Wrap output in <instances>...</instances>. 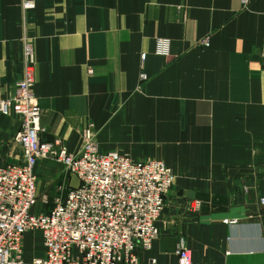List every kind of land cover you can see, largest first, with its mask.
Instances as JSON below:
<instances>
[{"label":"crops","instance_id":"crops-1","mask_svg":"<svg viewBox=\"0 0 264 264\" xmlns=\"http://www.w3.org/2000/svg\"><path fill=\"white\" fill-rule=\"evenodd\" d=\"M36 2L0 0V91L21 79L31 42L43 140L77 154L94 123L101 153L173 170L160 237L140 264H177L180 244L201 264H264V0ZM18 122L0 116L1 145ZM39 168L57 177L53 203L78 185L54 164Z\"/></svg>","mask_w":264,"mask_h":264},{"label":"built area","instance_id":"built-area-1","mask_svg":"<svg viewBox=\"0 0 264 264\" xmlns=\"http://www.w3.org/2000/svg\"><path fill=\"white\" fill-rule=\"evenodd\" d=\"M26 1L24 10L35 9L32 0ZM24 47V60H33V44ZM23 78L16 91L0 92V116L20 120L15 141L24 158L23 163L0 161V264H22L24 238L35 230L42 236L43 257L33 264H140L139 253L150 251L159 238L157 223L175 183L174 172L161 162L101 153L88 139L77 154L59 142H43L29 69ZM47 160L60 163L78 185L69 187L50 213L38 215L33 213L38 204L35 170ZM176 255L177 264H201L182 244Z\"/></svg>","mask_w":264,"mask_h":264},{"label":"rangeland","instance_id":"rangeland-1","mask_svg":"<svg viewBox=\"0 0 264 264\" xmlns=\"http://www.w3.org/2000/svg\"><path fill=\"white\" fill-rule=\"evenodd\" d=\"M25 2H27V1L26 0H20L21 7L23 6V3H25ZM29 3H31L30 0H29ZM32 4L33 5L35 4V8L37 7L36 0H32ZM158 42L161 43V45H162L161 47H163V48H164L165 44L167 45L166 46L167 48L165 50L163 49L162 51H160L159 54H163L165 56H168L169 55L170 42L166 41V40H163V39H159ZM204 44L208 45V42L205 41ZM34 54H35V50H34ZM24 58H25V47H23V61H22L23 62L22 63L23 64V73H22V77H21V79L18 82L15 83V85L13 87V91L14 90L16 91L18 85L24 81L23 77H24L25 69H29L31 71V74H32V81H31L30 84H33V86H34L33 87V92H34V95H35V86H36V82H37V77H36L37 76L36 55L34 56L33 60L26 61V60H24ZM145 59H146V54H144L143 57H142L143 62H144ZM88 73L90 75H93V73H94L93 69L92 68H88ZM140 78H141V83H143V84H146L149 81L148 75L146 73H144V72L141 73ZM0 92L2 94H4V92H2V91H0ZM34 98H35V101H36L35 107H36V110L38 111V120L37 121H39L40 129L42 131L41 134H40L41 140L43 142H45V143H51V144H54L55 142H59L62 145V147H67L66 143L64 141H61V140L54 141V142H48V141H45V140L42 139V134L45 132V128H44V125H43V117L45 115V112L40 107V105H39V103H38V101L36 99V95H35ZM26 118L29 119V120H32L33 116L30 117V115H27ZM17 120L20 121L19 119H17ZM18 123H20V122H18ZM19 125L21 127V124H19ZM17 134L14 137L10 138L9 141H7L6 143H3L2 145L0 144L1 145L0 146V161H1L2 164H6V163H23V159H24L23 155H22L23 149H22L21 146H19V144H16V141H15V138H16ZM82 135H83V137L85 136L84 137V142L85 143H86L85 139H88L89 143L91 145H93L94 147H97L99 149L98 142H97L98 133H97V130L95 128L94 123H88V125H85L83 127V129H82ZM123 156H127V155H123ZM128 157H130V156H128ZM148 161L161 162V163H164L167 167H169L161 158L150 159V160L142 161V162H148ZM42 162L43 163H49L52 166L54 164L55 166L59 167V169H61L63 172H62V174L55 173L58 176L62 175V177L63 176L74 177L70 172L66 171L64 169V167L60 163H58L55 160H47V161H42ZM39 165H40V163H39ZM39 165H38V167L35 170V172H36V174L38 176L37 177L38 178V185H37L38 204H37V206L35 207V209L33 211L34 214H38V215L39 214H48L53 209L55 203H53V201H51V199L49 198L50 196L48 194H50L51 192H54V190L57 188V185H58L57 177H55V180H54V175H51V173H52L51 170L50 171L49 170H45L47 178L43 177V175H45V173H41ZM56 169H58V168H56ZM52 174H54V173H52ZM259 203H260L261 206H263V197H261L259 199ZM196 204L198 205V207L201 206V204L199 202H197ZM37 209L39 210L38 212H36ZM159 221H158V223H159ZM158 223H157V227H158ZM35 234H36V241L33 243V246L29 247L27 245V243H26V239H28L29 243H32V241L34 240ZM39 235H40V232L35 230V231H32V232L28 233L25 236L24 241H23L24 252H23V257L21 258L22 259V264H33V261L35 259H39V258L43 257V254L40 251L41 240L39 239ZM159 237H160V235H159ZM139 260H140V255H139ZM154 261L157 262L156 260H154Z\"/></svg>","mask_w":264,"mask_h":264}]
</instances>
